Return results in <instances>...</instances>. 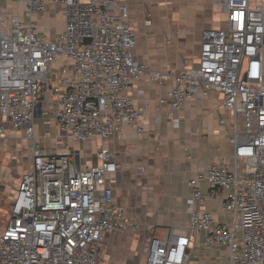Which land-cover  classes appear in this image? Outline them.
Wrapping results in <instances>:
<instances>
[{"label": "built area", "instance_id": "2783aa9c", "mask_svg": "<svg viewBox=\"0 0 264 264\" xmlns=\"http://www.w3.org/2000/svg\"><path fill=\"white\" fill-rule=\"evenodd\" d=\"M19 2L28 22L0 14V138L7 134L2 120L33 137L38 106L53 105L55 94L61 130L79 141L104 142L125 124L137 125L143 110L130 87L146 71L156 81L172 82L160 99L172 110L218 93L232 126L233 160L189 180L188 224L153 235L146 264H187L192 236L200 231L209 245L229 248L232 264H264V1L225 0L226 27L203 30L197 61L167 73L139 62L127 0ZM49 5L65 16L55 39L41 35L34 19ZM31 154L33 165L21 175L12 214L0 222V264H101L106 234L142 229L115 202L110 181L119 164L107 147L99 148V164L86 167L76 164L70 150L32 146ZM218 195L230 221L216 222L199 208Z\"/></svg>", "mask_w": 264, "mask_h": 264}, {"label": "crops", "instance_id": "0c3cea01", "mask_svg": "<svg viewBox=\"0 0 264 264\" xmlns=\"http://www.w3.org/2000/svg\"><path fill=\"white\" fill-rule=\"evenodd\" d=\"M224 2L127 0L131 26L137 33L135 53L139 62L162 73L179 71L186 64L195 63L203 30L226 27ZM0 14H13L29 21L19 0H0ZM55 14L63 17L56 25L51 23ZM34 19L40 34L50 39L59 36L65 26L63 12L54 5H49L45 14ZM63 61L60 58L55 68ZM171 83L166 77L156 81L148 71L144 72L130 87L131 96L143 110L137 125L125 124L121 132L104 142L79 141L61 130L54 118L55 94L51 107L39 105L35 112V135L40 130L45 135L33 146L51 152L71 149L76 164L86 167L99 164L98 151L104 145L119 164L110 181L115 202L130 216L137 217L142 229L128 228L106 234L100 246L101 264H146L153 235L163 237L167 229L188 224V200L193 193L189 180L212 165L233 160V147L229 142L232 126L229 113L222 108L221 96L214 92L208 98L188 101L180 110H172L160 103ZM223 117L227 118L226 123L221 122ZM171 118L178 119V123L170 122ZM2 121L7 133L14 130L16 136H26L24 128L13 129L6 120ZM137 126L143 128L142 134H137ZM74 143L76 148H72ZM30 163L27 171L32 168V159ZM205 190L208 191L207 186ZM222 202V196L218 195L200 203L199 208L212 212L216 222L230 221L232 214L223 209ZM188 252L187 264H232L229 248L209 245L205 232L192 236Z\"/></svg>", "mask_w": 264, "mask_h": 264}, {"label": "rangeland", "instance_id": "374dc122", "mask_svg": "<svg viewBox=\"0 0 264 264\" xmlns=\"http://www.w3.org/2000/svg\"><path fill=\"white\" fill-rule=\"evenodd\" d=\"M61 20H63L62 15L55 14L52 16L51 23L56 25ZM43 135H45L44 131L40 130L30 138L24 134L16 136V131L13 130L9 131L6 137L0 138V222L7 221L12 214L15 190L21 175L31 164V148ZM39 145L42 146L43 142ZM73 147L76 148L77 144H72ZM243 165L240 163V167Z\"/></svg>", "mask_w": 264, "mask_h": 264}, {"label": "water", "instance_id": "95a60500", "mask_svg": "<svg viewBox=\"0 0 264 264\" xmlns=\"http://www.w3.org/2000/svg\"><path fill=\"white\" fill-rule=\"evenodd\" d=\"M76 154H77V158H78V152H76Z\"/></svg>", "mask_w": 264, "mask_h": 264}]
</instances>
